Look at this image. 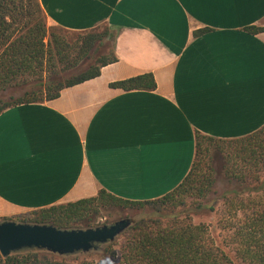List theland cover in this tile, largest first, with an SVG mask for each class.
I'll return each instance as SVG.
<instances>
[{
    "label": "crops",
    "instance_id": "1",
    "mask_svg": "<svg viewBox=\"0 0 264 264\" xmlns=\"http://www.w3.org/2000/svg\"><path fill=\"white\" fill-rule=\"evenodd\" d=\"M49 24L117 32L116 62L52 100L0 113V217L107 191L162 197L190 171L196 134L264 126V0H39ZM203 30V31H202ZM152 72L156 88L112 82Z\"/></svg>",
    "mask_w": 264,
    "mask_h": 264
},
{
    "label": "trees",
    "instance_id": "2",
    "mask_svg": "<svg viewBox=\"0 0 264 264\" xmlns=\"http://www.w3.org/2000/svg\"><path fill=\"white\" fill-rule=\"evenodd\" d=\"M246 29L259 33L264 26ZM91 30L70 44L48 30L39 0H0V113L17 104L55 99L63 89L99 76L103 66L116 62L117 32ZM110 40L114 44L109 54L96 56L99 47ZM88 62L85 69L78 70ZM45 71L49 72L46 79ZM156 85L152 72L110 84L123 90H152ZM206 142L235 146L224 155L223 170L230 186L221 196L227 214L225 237L234 255L217 244L207 224L195 223L188 210V197L195 198L197 210L206 206L214 210L212 203L202 202L217 181L213 166L201 155ZM263 177L264 126L235 139L197 133L190 171L162 197L131 200L102 188L95 196L2 218L72 229L96 227L102 213L113 206L147 210L149 214L137 218L120 239L102 247L98 260L86 258L80 264H116L118 254L122 264H264ZM0 264L71 263L66 256L33 248L6 257L0 252Z\"/></svg>",
    "mask_w": 264,
    "mask_h": 264
},
{
    "label": "rangeland",
    "instance_id": "3",
    "mask_svg": "<svg viewBox=\"0 0 264 264\" xmlns=\"http://www.w3.org/2000/svg\"><path fill=\"white\" fill-rule=\"evenodd\" d=\"M46 23H47L48 30L50 32L55 33L60 38H65L70 44H73L74 41L78 38L81 39V37L85 35L84 33L92 31V30H88V31L65 30L58 26L49 24L47 17H46ZM107 29H109V27H107L106 25H100L93 30L95 33H103ZM113 44L114 42L112 40L105 41V43L99 47L96 56L109 54L110 49H112L113 47ZM88 65H89V62L82 65L78 70L79 71L83 70ZM48 76H49V72L45 71L44 73L45 79L48 78ZM203 149H204V153H202L201 155L205 157V160L207 163H210L213 166L215 170V175L217 177V181L214 187V191L209 196H207L206 199H203L202 202L203 203L205 202L206 204L209 202L212 203L214 210H211L210 208H208V206L197 210L196 207L193 206L194 205L193 203L196 201L194 197L187 198L188 210L192 214L191 217L195 223L202 222V223L207 224L217 244L220 245L222 248H224L231 255H234L232 251V244H228L227 242L228 240L225 237L227 230L224 228V224H225V218H227V214H226L225 207L221 199V196L223 195L225 190L228 188V186H230L226 181L224 170H223V164L225 162L224 155L228 154V152L233 151L235 149V146H232L227 143L206 142ZM148 214L149 213H147V210H133V209H128V208L126 209L120 206H113L110 209H107L102 213V216L98 219L99 225L97 226H101L105 224H112L119 219L127 218V217H130L135 221L137 218L142 217L143 215L147 216ZM0 219L4 220L2 217H0ZM134 221L132 222V224L134 223ZM127 229L121 235H119L116 238V240L120 239L121 236L127 231ZM104 245L105 244H101L97 248L92 249L87 252L80 251V252H75L73 254H67V255H59L57 253H53L46 249H39V250H45L49 253L57 254L59 256H66L68 257V259H70L71 264H80V262L86 258L90 260H93V259L98 260L102 256V247ZM23 250H26V249H23ZM23 250H20V251H23ZM118 250L119 249L117 247V251ZM16 252H19V251H16ZM114 263L122 264L120 261L119 254L116 257H114Z\"/></svg>",
    "mask_w": 264,
    "mask_h": 264
},
{
    "label": "water",
    "instance_id": "4",
    "mask_svg": "<svg viewBox=\"0 0 264 264\" xmlns=\"http://www.w3.org/2000/svg\"><path fill=\"white\" fill-rule=\"evenodd\" d=\"M134 220L122 218L112 224L89 228H58L52 224L0 219V252L6 257L23 249H46L59 255L90 251L113 242Z\"/></svg>",
    "mask_w": 264,
    "mask_h": 264
}]
</instances>
